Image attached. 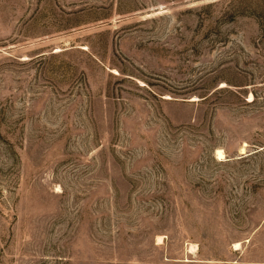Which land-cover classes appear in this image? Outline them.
<instances>
[{
	"label": "rangeland",
	"instance_id": "rangeland-1",
	"mask_svg": "<svg viewBox=\"0 0 264 264\" xmlns=\"http://www.w3.org/2000/svg\"><path fill=\"white\" fill-rule=\"evenodd\" d=\"M0 264H264V0H0Z\"/></svg>",
	"mask_w": 264,
	"mask_h": 264
},
{
	"label": "bare ground",
	"instance_id": "bare-ground-1",
	"mask_svg": "<svg viewBox=\"0 0 264 264\" xmlns=\"http://www.w3.org/2000/svg\"><path fill=\"white\" fill-rule=\"evenodd\" d=\"M249 98L251 99L252 97L250 96ZM245 147H246V145L244 144V146L240 150V153L241 154H244L246 152L245 151ZM215 156H216V159L219 160V161L225 160L224 152L222 150H220V149L216 150ZM162 241H163L162 240V237H157L156 238V244L157 245H161L162 244ZM240 248L241 247H240V244L239 243H235L233 245L234 251H239ZM191 251H193V247L191 248Z\"/></svg>",
	"mask_w": 264,
	"mask_h": 264
}]
</instances>
